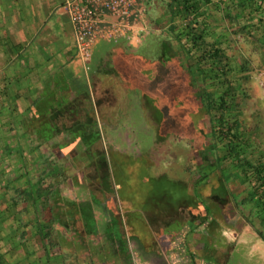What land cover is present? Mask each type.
Listing matches in <instances>:
<instances>
[{
  "label": "crops",
  "instance_id": "1",
  "mask_svg": "<svg viewBox=\"0 0 264 264\" xmlns=\"http://www.w3.org/2000/svg\"><path fill=\"white\" fill-rule=\"evenodd\" d=\"M64 1L0 0V264H264V188L245 168L264 165V7L253 45L227 53L246 77L235 156L200 100L216 83L170 32L171 0H146L131 42L95 44L87 73ZM223 3L201 8L209 43L227 40ZM117 141L134 146L112 163Z\"/></svg>",
  "mask_w": 264,
  "mask_h": 264
},
{
  "label": "trees",
  "instance_id": "2",
  "mask_svg": "<svg viewBox=\"0 0 264 264\" xmlns=\"http://www.w3.org/2000/svg\"><path fill=\"white\" fill-rule=\"evenodd\" d=\"M225 1L222 19L231 26H237L233 34H243L249 37L252 29H260L262 19H257V24H253V21L261 14L264 0H233L232 3L231 0ZM212 2L213 0H171L168 4L172 21L170 32L181 44V47L187 48L188 46L185 53L190 55V60L196 66L195 71L198 73V77L202 81L207 79L216 83L217 93L202 94V89H200V100L202 105L206 107L214 125L213 133L216 138L226 141L227 152L238 156L240 148L234 147V144L244 138L235 111L238 107V82L240 79L245 80L246 77L237 78V72L231 65L225 48L220 46L227 42L225 37L223 43L208 42L210 18L201 12V8L203 5ZM233 10L240 11V16H244L243 25H240L243 19L233 15ZM246 11H248L247 15L246 13L243 14ZM177 21L181 23H175ZM178 27L181 29L180 33H176ZM193 80L196 82L195 77ZM245 168L250 169L256 181L259 182V187L264 188V165L245 164ZM262 193V206H264V191Z\"/></svg>",
  "mask_w": 264,
  "mask_h": 264
},
{
  "label": "built area",
  "instance_id": "3",
  "mask_svg": "<svg viewBox=\"0 0 264 264\" xmlns=\"http://www.w3.org/2000/svg\"><path fill=\"white\" fill-rule=\"evenodd\" d=\"M61 8L74 30V60L85 73L95 44L119 39L131 42L143 31L147 12L146 0H65Z\"/></svg>",
  "mask_w": 264,
  "mask_h": 264
},
{
  "label": "rangeland",
  "instance_id": "4",
  "mask_svg": "<svg viewBox=\"0 0 264 264\" xmlns=\"http://www.w3.org/2000/svg\"><path fill=\"white\" fill-rule=\"evenodd\" d=\"M222 22L226 25L223 24V31L224 29L226 28L227 31H224V34L227 35V42L224 44V48L226 50L227 53H230L232 51V47L236 46V45H243L245 47H251L253 45V42L250 40V39H246V36L243 35V34H233L235 31H236V26H231L227 21H223V19H221ZM228 25H230L228 27ZM240 35V36H239ZM161 51H160V47L158 48V55H161ZM163 59V58H162ZM167 59H170V58H167ZM250 97V94L249 96H242L241 100H242V108H244V110H247V113H248V110H250V108H252V105L250 102H248L246 99H248ZM241 102V101H239ZM248 118L250 117H243V121H247ZM170 122H174V119H170ZM208 122V121H207ZM250 123V122H249ZM193 124H194V121H193ZM193 124H190V125H193ZM245 128L247 129L248 125H244ZM124 135H126V133H124ZM142 138V137H140ZM144 138V137H143ZM145 143L149 144L150 141H151V135L148 134L147 137H145ZM115 146H110L107 150V156L110 157V159H112V163L115 161L116 157L114 156L115 155V150L113 147H117L118 149H121V150H124V149H130L134 146V144H129L128 142L126 141H117V142H112ZM83 156H80V158H82ZM91 158L94 160V161H99L101 158H100V155L99 154H91ZM141 163V162H140Z\"/></svg>",
  "mask_w": 264,
  "mask_h": 264
}]
</instances>
